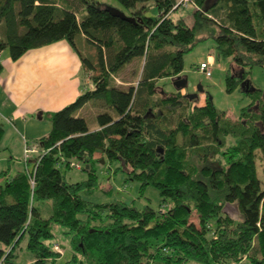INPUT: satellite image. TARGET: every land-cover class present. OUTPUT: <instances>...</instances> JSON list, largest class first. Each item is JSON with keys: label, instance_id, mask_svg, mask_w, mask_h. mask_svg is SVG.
<instances>
[{"label": "trees", "instance_id": "16d2710c", "mask_svg": "<svg viewBox=\"0 0 264 264\" xmlns=\"http://www.w3.org/2000/svg\"><path fill=\"white\" fill-rule=\"evenodd\" d=\"M190 1L193 24L171 15L184 7L179 0H118L137 21L100 0H0V52L9 48L17 59L65 38L92 81L47 113L48 133L25 139L24 152L37 149L23 169L0 171V264L13 260L25 236L37 264L56 260L55 226L70 241L73 264H264V97L258 87L241 86L249 65L264 67V0ZM150 3L157 14H146ZM82 35L94 53L79 45ZM207 36L217 60L232 58L227 89L240 86L252 96L239 116L219 109L210 93L199 103L200 95L160 84H181L185 53ZM135 58L144 60L138 82L112 83ZM89 102L101 108L100 128L90 129L78 113ZM5 133L0 121V151ZM101 158L121 162L142 187L155 185L167 209L86 198ZM74 162L85 179H67L62 166ZM227 203L237 204L239 217Z\"/></svg>", "mask_w": 264, "mask_h": 264}, {"label": "rangeland", "instance_id": "374dc122", "mask_svg": "<svg viewBox=\"0 0 264 264\" xmlns=\"http://www.w3.org/2000/svg\"><path fill=\"white\" fill-rule=\"evenodd\" d=\"M190 8H181L172 12L174 18H179L180 15L184 16L186 20L193 24L194 17L192 14L194 5L188 4ZM186 5V6H188ZM155 8L153 14L158 13V8ZM79 45H83L79 42ZM86 45L85 50H92L94 53V48L92 46ZM8 50V49H7ZM215 39L212 36H207L205 38L197 41L195 46L184 56V70L183 74L188 78L190 84L187 86L188 92H194L197 90L198 84L201 83L205 89L203 92H199L200 99L199 103L205 102L207 93H210L213 97L215 105L219 109L228 111L231 115L239 116L241 108L247 105L251 100V94L243 91L240 86L236 87L234 90L229 91L227 89V71L233 64L232 58H223L220 60H214L212 64V75L208 76L201 72L198 67L200 63L204 60H209L208 55H215ZM144 60L142 58H135L129 62L117 75L112 78V83L127 87L130 84H135L138 82L140 77L142 66ZM238 70V68H237ZM248 78L251 80L255 87L263 90L261 95L264 97V67L259 64L249 65L247 67ZM98 72V70H95ZM160 84L168 91H174L177 85L174 81L168 78H161ZM101 108L98 104L89 102L87 106L83 109V113L88 120L90 127H93L94 118L97 121V112ZM10 152L0 151V171L6 168H10L11 172H16L19 168H24V155L18 157L17 159H11ZM21 151H19V156ZM121 162L118 160H103L100 159L96 163L98 182L97 184L88 192H83V195L94 202H108L113 200H123L128 204H134L139 208H143L146 205H150L156 209H167L168 203L162 198L159 189L153 185L148 184L142 187L140 180L129 178L128 171L121 166ZM67 179L71 181H77L85 179L88 173L77 166L70 168H65L62 166ZM49 203V200L47 201ZM225 210L235 216H240V211L236 203H227ZM44 211H48L46 208ZM48 212H45L47 215ZM191 219L198 222L197 214L194 211L192 213ZM57 238L55 243L59 244L57 249L61 252V255L56 260H47L44 264H73V252L69 239L61 231V226L54 227ZM27 236L23 237L19 244L15 248V257L12 261L5 264H37L35 262L34 253L27 246Z\"/></svg>", "mask_w": 264, "mask_h": 264}, {"label": "crops", "instance_id": "0c3cea01", "mask_svg": "<svg viewBox=\"0 0 264 264\" xmlns=\"http://www.w3.org/2000/svg\"><path fill=\"white\" fill-rule=\"evenodd\" d=\"M100 1L124 9L118 0ZM150 4V10L154 12L153 7L156 6ZM179 17L185 18L182 15ZM79 42L83 48L86 47L83 35L79 37ZM208 57L216 60L214 54ZM0 60L3 63L0 71V121L6 127L1 145L6 147L3 149L5 152H10L9 158L17 159L24 155L25 139L35 141L51 130L52 122L47 113L74 101L92 86V81L90 75L85 73L79 53L65 38L29 48L17 59L12 58L9 48H4L0 52ZM182 91L186 92L187 87H183ZM88 104L80 108L78 113L84 115L83 109ZM95 120L94 126H89L90 129L100 128Z\"/></svg>", "mask_w": 264, "mask_h": 264}, {"label": "water", "instance_id": "95a60500", "mask_svg": "<svg viewBox=\"0 0 264 264\" xmlns=\"http://www.w3.org/2000/svg\"><path fill=\"white\" fill-rule=\"evenodd\" d=\"M105 6L112 13L120 15V16H122L124 18H128V19L133 20V21H137V19H140L139 17H136L134 15L128 14L127 12H125L123 9H121L118 6H115V5H112V4H109V3H106ZM146 14L147 15H153V13L151 11H147ZM180 79H181L180 80L181 84H179L177 81H174L175 84L177 85V88L187 87L190 84V82L188 81V78L186 76H183ZM241 86H242V88L246 89V91H253L256 88L252 84V82H251V80L249 78L244 79L242 81V83H241ZM203 91H205V89H204L203 85L201 83H199L198 87H197V90L194 91V92H189V95H190L191 98L198 97L199 96V92H203ZM211 97H212V95H211ZM103 160H105V159L103 158Z\"/></svg>", "mask_w": 264, "mask_h": 264}, {"label": "built area", "instance_id": "2783aa9c", "mask_svg": "<svg viewBox=\"0 0 264 264\" xmlns=\"http://www.w3.org/2000/svg\"><path fill=\"white\" fill-rule=\"evenodd\" d=\"M179 3L183 6H186V5L190 4L191 1L190 0H179ZM213 63H214V61L211 59H209L207 61H202L199 65L198 69L201 72L205 73L206 75L211 76L212 71H213V69H212ZM36 149H37V145H31V146L26 145L25 152H24V160L26 161L31 156V153L33 151H35ZM73 164H74V166H77L79 168H81V166H82V164L80 162H74ZM55 247L58 248L59 244L56 243Z\"/></svg>", "mask_w": 264, "mask_h": 264}]
</instances>
